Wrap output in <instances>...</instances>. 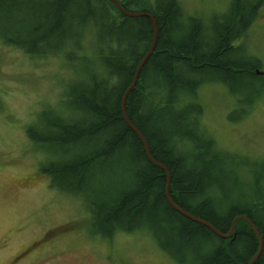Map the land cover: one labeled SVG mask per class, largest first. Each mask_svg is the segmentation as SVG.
I'll list each match as a JSON object with an SVG mask.
<instances>
[{"label":"trees","instance_id":"trees-1","mask_svg":"<svg viewBox=\"0 0 264 264\" xmlns=\"http://www.w3.org/2000/svg\"><path fill=\"white\" fill-rule=\"evenodd\" d=\"M17 1L0 0V15L16 9ZM118 1L128 12L152 15L158 24L157 46L129 94L126 112L153 158L169 170L172 199L224 235L236 218L247 217L264 241V165L254 164L260 173L249 170L250 176L246 158L221 150L199 126L203 109L197 100L198 90L212 83L238 96L241 110L264 99V76L257 73L261 59L234 45L254 24L264 0H231L229 11L209 24L200 16L186 18L180 0ZM98 9L102 19L96 18ZM94 20L105 50L91 88L76 91L71 111L53 112L40 126L26 129L33 145L55 153L41 172L52 188L92 205L95 237L145 232L178 264H250L259 249L250 225L239 219L233 236L224 239L174 210L166 197L165 171L150 162L124 120L122 98L153 40L150 19L127 17L110 0H53L42 24L29 27L20 40L0 34V41L31 54H54L45 48L64 35L69 22L84 27ZM72 43L68 38L60 49L68 60ZM241 86L250 99H242ZM122 172L126 178L121 175L115 183L107 177ZM252 264H264V247Z\"/></svg>","mask_w":264,"mask_h":264},{"label":"rangeland","instance_id":"rangeland-1","mask_svg":"<svg viewBox=\"0 0 264 264\" xmlns=\"http://www.w3.org/2000/svg\"><path fill=\"white\" fill-rule=\"evenodd\" d=\"M52 1L14 2L16 9L0 15V34L22 39L29 27L46 20ZM230 4L231 0H180L186 18L200 16L208 24L214 16L225 15ZM96 15L102 19L104 14L98 9ZM100 31L97 20L84 27L69 22L64 35L45 48L55 53L42 56L0 41V264H178L144 231L95 237L92 205L85 207L80 197L52 188L40 167L54 160L55 153L39 149L27 136V127L40 126L53 112L62 115L71 108L76 91L91 88L105 50ZM68 38L75 48L71 60L60 50ZM234 45L260 58L264 71V5ZM243 88L244 97L240 96L250 99ZM197 97L203 109L200 128L221 150L246 158L248 171L260 173L252 168L258 162L264 165V99L241 110L239 97L218 83L201 87ZM56 159L63 161V156ZM113 173L107 175L112 183L127 176Z\"/></svg>","mask_w":264,"mask_h":264},{"label":"water","instance_id":"water-1","mask_svg":"<svg viewBox=\"0 0 264 264\" xmlns=\"http://www.w3.org/2000/svg\"><path fill=\"white\" fill-rule=\"evenodd\" d=\"M112 1L115 6L120 10V12L127 16V17H130V18H139V17H146L148 19H150L152 25H153V40H152V43H151V46L148 50V52L146 53L145 57L143 58L142 62L140 63L137 71H136V74H135V77L130 85V87L128 88V90L125 92L123 98H122V112H123V117H124V120L125 122L127 123V125L130 127V129H132V131L140 138V140L142 141L144 147H145V151H146V154H147V157L148 159L150 160L151 163H153L155 166L161 168L162 170L165 171L166 173V177H167V186H166V197H167V200L169 202V204L172 206V208L174 210H176L178 213H180L181 215L201 224V225H204L205 227L209 228L211 231H213L215 234H217L219 237L221 238H224V239H228L230 238L233 234H234V231H235V226H236V223L239 219H242L244 221H246L250 227L253 229V231L255 232V234L257 235L258 237V240H259V249H258V252L256 254V256L253 258L252 262L250 264H252L254 261H256L260 255L262 254V251H263V247H264V241H263V238H262V235L261 233L259 232L258 228L247 218V217H244V216H241V217H238L236 218L234 221H233V224H232V227H231V230L230 232L227 234V235H224L222 234L220 231H218L213 225H211L210 223L206 222V221H203L201 219H198L194 216H192L191 214L187 213L186 211H184L183 209H181L175 202L174 200L172 199L171 197V194H170V185H171V174L169 172V170L164 166L162 165L161 163H159L158 161H156L152 154H151V151H150V147H149V144L147 142V140L145 139V137L143 136V134L139 131V129L131 122V120L129 119L128 115H127V112H126V103H127V99L129 97V94L132 92V90L135 88V86L137 85V82H138V79H139V76H140V73H141V70L143 68V66L147 63V61L150 59V57L152 56V54L154 53L155 51V48L157 46V42H158V24L155 20V18L150 15V14H145V13H131V12H128L126 9H124V7L121 5V3L118 1V0H110ZM257 73L259 75H263L264 76V71H261V70H258Z\"/></svg>","mask_w":264,"mask_h":264},{"label":"bare ground","instance_id":"bare-ground-1","mask_svg":"<svg viewBox=\"0 0 264 264\" xmlns=\"http://www.w3.org/2000/svg\"><path fill=\"white\" fill-rule=\"evenodd\" d=\"M232 236H233V235H232ZM232 236H231V237H232ZM231 237H230V238H231ZM228 239H229V238H228Z\"/></svg>","mask_w":264,"mask_h":264}]
</instances>
